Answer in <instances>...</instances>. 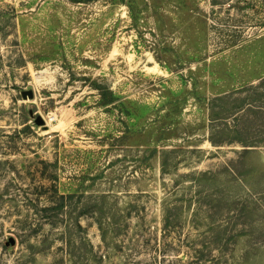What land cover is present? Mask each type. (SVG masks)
Instances as JSON below:
<instances>
[{
    "label": "rangeland",
    "instance_id": "1",
    "mask_svg": "<svg viewBox=\"0 0 264 264\" xmlns=\"http://www.w3.org/2000/svg\"><path fill=\"white\" fill-rule=\"evenodd\" d=\"M0 264H264V0H0Z\"/></svg>",
    "mask_w": 264,
    "mask_h": 264
},
{
    "label": "trees",
    "instance_id": "2",
    "mask_svg": "<svg viewBox=\"0 0 264 264\" xmlns=\"http://www.w3.org/2000/svg\"><path fill=\"white\" fill-rule=\"evenodd\" d=\"M117 100H120L118 97H116V95H114L112 92L108 91L107 89L103 90L102 93H101V104L103 105H108V104H112L114 103L115 101L117 102ZM119 102V101H118ZM121 104H126L125 101H121L120 102ZM132 115V113H127V115ZM214 143V141H213ZM164 164V163H163ZM64 197V195H62V198Z\"/></svg>",
    "mask_w": 264,
    "mask_h": 264
},
{
    "label": "water",
    "instance_id": "3",
    "mask_svg": "<svg viewBox=\"0 0 264 264\" xmlns=\"http://www.w3.org/2000/svg\"><path fill=\"white\" fill-rule=\"evenodd\" d=\"M29 93H31V92H29Z\"/></svg>",
    "mask_w": 264,
    "mask_h": 264
}]
</instances>
